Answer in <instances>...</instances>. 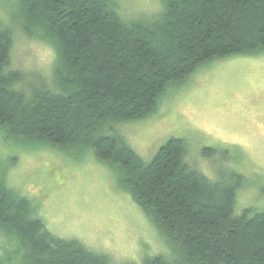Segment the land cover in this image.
Here are the masks:
<instances>
[{
  "label": "trees",
  "instance_id": "1",
  "mask_svg": "<svg viewBox=\"0 0 264 264\" xmlns=\"http://www.w3.org/2000/svg\"><path fill=\"white\" fill-rule=\"evenodd\" d=\"M162 1L157 15L126 19L114 0H19L26 32L55 46L56 86L25 85L9 66L12 32L0 26V126L36 144H86L118 165L170 250L143 264H264V210L235 213L240 175L208 178L179 138L144 161L103 132L105 122L150 115L168 85L212 58L264 50V0ZM33 212L0 177V225L20 239L26 264H135L52 234Z\"/></svg>",
  "mask_w": 264,
  "mask_h": 264
},
{
  "label": "rangeland",
  "instance_id": "2",
  "mask_svg": "<svg viewBox=\"0 0 264 264\" xmlns=\"http://www.w3.org/2000/svg\"><path fill=\"white\" fill-rule=\"evenodd\" d=\"M114 1L126 19L154 16L164 7L162 0ZM18 10L19 0H0V26L12 32L9 66L26 74V86L54 88L55 46L28 34ZM102 128H112L144 161L168 139L184 140L185 161L208 178L229 172L243 178L235 213L264 210V50L214 57L168 85L147 117ZM118 169L86 144H36L0 126V177L52 234L117 263L168 256L159 228L119 182ZM24 256L20 239L0 225V264H26Z\"/></svg>",
  "mask_w": 264,
  "mask_h": 264
}]
</instances>
